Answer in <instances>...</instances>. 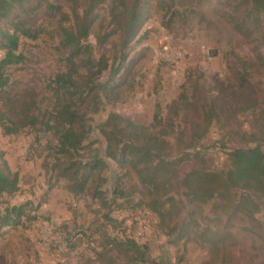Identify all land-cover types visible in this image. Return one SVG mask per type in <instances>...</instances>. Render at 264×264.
Masks as SVG:
<instances>
[{"label":"rangeland","instance_id":"1","mask_svg":"<svg viewBox=\"0 0 264 264\" xmlns=\"http://www.w3.org/2000/svg\"><path fill=\"white\" fill-rule=\"evenodd\" d=\"M53 1L68 9L65 0ZM181 1L177 7L188 11L173 17L169 27L163 25V11L152 5L150 18L124 50L123 64L110 84H116L114 92L103 99L98 112L90 115L94 129L88 141L95 143L85 156L98 154L107 162L101 171L102 189L106 192L118 185L124 190V197L117 198L116 204L103 207L85 195L75 198L63 188L62 180L47 190V175L41 166L47 156V135L41 137L40 125H25L12 135L0 128V150L19 175V190L10 202L31 200L26 212L37 216L23 226L0 230V264H264V198L254 214L256 222L244 217L232 222L228 230L233 237H225L223 245L234 247L232 261H221L222 254L210 252L194 230L183 238H178V230L168 233L146 207V195L136 174L104 157L105 141L96 128L109 112L150 126L156 112L164 116L182 92L190 93L189 80L198 81L204 104L214 105L217 112L201 141L204 146L225 141L228 147L243 145L238 131L251 127L250 108L256 102L264 108V50L235 31L224 15L229 10L221 3L225 0H211L201 6L196 0ZM37 20L29 24L35 27L43 19ZM96 31L94 27L88 36L92 44ZM54 46L44 34L38 39L19 40L23 61L8 68L9 83L0 91V110L14 122L25 113L40 119L50 110L48 84L63 70L62 56ZM102 49L113 61L117 40H110ZM238 60L250 65L244 68ZM107 77L106 72L101 80ZM155 126L153 130L158 131L159 125ZM206 154L209 168H228L223 149L207 148ZM214 202L202 206L199 231L204 226L226 229L224 221L213 213ZM36 205L39 208L34 210ZM105 215L116 221H108ZM126 240L145 247L144 261L133 253L135 249L125 245Z\"/></svg>","mask_w":264,"mask_h":264},{"label":"trees","instance_id":"2","mask_svg":"<svg viewBox=\"0 0 264 264\" xmlns=\"http://www.w3.org/2000/svg\"><path fill=\"white\" fill-rule=\"evenodd\" d=\"M210 1L196 0L198 6ZM65 2L68 9L53 0H0V91L9 83L8 68L23 61L19 51L21 38L33 40L48 35L63 60V70L48 84L52 105L46 115L39 119L25 113L14 122L0 110V128L4 134L12 135L20 127L39 124L41 137L47 135L44 147L47 156L41 164L47 175V190L62 180L63 188L71 196L85 195L106 207L124 197V190L116 185L106 193L102 189L101 171L107 162L98 154L85 156L87 148L95 143L88 141L94 129L90 115L98 112L103 99H109L114 92L116 84H110L123 64L124 50L150 18L152 5L163 11L165 27H169L176 15L184 16L188 9L177 7L181 0ZM221 3L228 7L224 15L235 31L264 50V0ZM39 17L43 19L40 24L35 27L29 24ZM94 27L97 31L92 44L88 36ZM112 39L117 40L118 50L113 61L102 49ZM237 63L244 68L250 65L243 60ZM106 72L108 77L102 81ZM188 88L190 93L182 92L170 103L164 116L159 112L154 114L153 125H137L117 112H109L96 130L105 141L104 157L136 174L146 195V207L168 233L178 230V238H183L194 230L210 252H220L221 261L231 262L234 247H223L225 237H233L228 230L230 225L236 217L256 222L254 214L264 198V108L257 102L250 108L251 127L248 131H238L243 145L228 147L225 141L204 146L201 141L217 112L214 105L204 104L197 80H189ZM155 124L160 127L158 131L153 130ZM207 148L223 149L228 168H209ZM18 190L19 175L10 168L4 151L0 150V230L23 226L37 218L26 212L31 200L21 204L10 202ZM237 191L239 195H235ZM208 201H216L212 205L213 213L224 221L226 229L204 226L199 231L198 219L203 218L202 206ZM38 208L36 205L34 210ZM105 218L116 221L109 215ZM125 245L135 249L133 253L144 261V246L132 240H126Z\"/></svg>","mask_w":264,"mask_h":264}]
</instances>
